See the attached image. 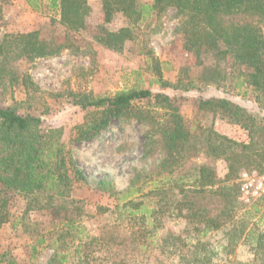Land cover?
Here are the masks:
<instances>
[{
	"label": "trees",
	"instance_id": "obj_1",
	"mask_svg": "<svg viewBox=\"0 0 264 264\" xmlns=\"http://www.w3.org/2000/svg\"><path fill=\"white\" fill-rule=\"evenodd\" d=\"M25 2L33 11L56 12L68 31L61 42L40 40L35 32L3 36L0 87L7 90L21 83L30 101L38 87L27 74L6 68L5 61H35L67 50L75 52V33L86 28L91 7L86 0ZM8 3L0 0V27L2 9ZM101 9L104 25L116 15L124 18L125 25L117 30L101 25L93 39L114 51L121 50L126 41L133 42L137 54L147 58L142 73L151 74L148 88L139 81L114 95H71L75 106L92 110L82 124L71 129L68 143L63 142L61 128L42 132L39 117L0 108V227L8 222L6 195L14 193L27 198L25 213L42 211L52 216V227L44 233L36 223H22L31 241V264H41L37 255L45 246L52 250L45 264H264V197L244 205L237 183L241 169L264 173V118L226 99H211L201 101L199 108L231 119L247 131L249 142L191 128L167 95L152 93L151 86L175 90L179 85L162 78L163 63L149 49L148 39L140 40L134 31L141 29L148 37L151 22L174 10L186 52L204 66L202 86L218 88L232 79L231 89L243 98L251 93L260 112L264 111V0H102ZM224 62L230 65L227 76L219 69ZM150 100H154L151 106L140 105ZM114 121L143 126V159L160 153L161 161L148 173L133 170L123 191L106 180L97 181L96 190L111 204L97 205L89 215L83 202L71 197L77 187L88 185L71 146L96 138ZM200 156L203 161L191 163ZM218 160L226 165L224 181L215 173ZM226 182L229 190L219 186ZM83 217L107 220L91 235ZM56 220L60 223H53ZM167 221L180 229H166ZM237 248L245 249V261L237 259ZM0 263L16 264L7 253L0 255Z\"/></svg>",
	"mask_w": 264,
	"mask_h": 264
},
{
	"label": "rangeland",
	"instance_id": "obj_2",
	"mask_svg": "<svg viewBox=\"0 0 264 264\" xmlns=\"http://www.w3.org/2000/svg\"><path fill=\"white\" fill-rule=\"evenodd\" d=\"M140 1L149 3L151 0ZM101 2L102 0L89 2L87 0L91 7V15L85 21L86 28L75 33V39L78 42L75 52L67 50L56 57L35 61L25 59L10 63L5 61L6 68L13 69L18 75L27 74L38 87L39 92L34 94V100L27 101L21 83L7 90L0 87V108H14L20 116L39 117L42 132L61 128L63 142L68 143L71 129L82 124L85 115L92 110H83L75 106L71 95L79 93L94 96L114 95L131 89L139 81H143L142 86L148 88L151 74L150 72L142 73V70L148 66L147 58L137 54V46H134L133 42L126 41L121 50L114 51L100 46L93 39L101 25L115 30L125 25L121 15H116L109 25H104ZM2 12L0 43L3 36L7 34L35 32L40 40L61 42L68 33L61 25L56 12L45 9L33 11L27 6L25 0H9V3L3 6ZM147 30L152 31L148 37L141 29L134 31L140 40L148 39L149 49L163 63L162 78L171 84L179 85V88L175 90H163L151 86L152 93L167 95L172 104L178 108L184 122L191 128L213 131L238 143H248L247 131L222 114L200 109L199 103L223 98L244 108L257 118H264V111H258L252 94L244 98L237 96L231 89L232 79H226L225 84L218 88L212 85L202 86L201 77L204 66L197 65L195 58L186 52L183 40L178 33V22L174 10L169 9L159 21L151 22ZM201 59L205 65H210L208 60L206 63L204 57ZM219 69L226 76L230 73L228 62L220 64ZM184 87L190 89L185 90ZM153 103L154 100H150L140 105L151 106ZM144 134L145 128L135 121H114L96 138L71 146L77 165L88 179V185L77 187L71 197L83 202L81 206L86 213L92 215L97 205L111 204L105 195L96 190L97 181L106 180L117 191H123L128 185L133 170L148 173L157 168L161 161L160 153L152 158L143 159ZM201 161L203 158L200 156L193 159L191 163ZM214 166L217 179L224 181L227 173L225 163L218 160L214 162ZM254 170L257 171L251 168L239 170L238 180L242 173ZM219 186L227 190L230 188L229 182ZM6 197L5 210L8 213V222L0 227V255L7 253L16 264H31L29 250L31 241L22 223L28 226L36 223L44 233L52 227L49 224L52 222V216L42 211L25 213L27 198L21 195L9 193ZM106 220V217L81 219L91 235H96L98 227ZM53 223L59 224L60 220ZM165 228L177 232L180 226L167 221ZM51 254L52 250L49 246L40 248L37 255L38 262L45 264ZM236 257L240 261H245L247 259L245 249L237 248Z\"/></svg>",
	"mask_w": 264,
	"mask_h": 264
},
{
	"label": "built area",
	"instance_id": "obj_3",
	"mask_svg": "<svg viewBox=\"0 0 264 264\" xmlns=\"http://www.w3.org/2000/svg\"><path fill=\"white\" fill-rule=\"evenodd\" d=\"M239 200L244 205H251L264 197V173L256 170L244 172L238 180Z\"/></svg>",
	"mask_w": 264,
	"mask_h": 264
},
{
	"label": "crops",
	"instance_id": "obj_4",
	"mask_svg": "<svg viewBox=\"0 0 264 264\" xmlns=\"http://www.w3.org/2000/svg\"><path fill=\"white\" fill-rule=\"evenodd\" d=\"M87 1V0H86ZM91 1V0H88V2Z\"/></svg>",
	"mask_w": 264,
	"mask_h": 264
}]
</instances>
